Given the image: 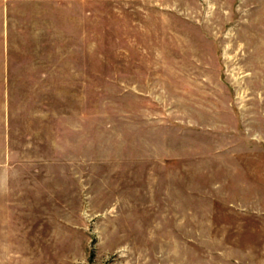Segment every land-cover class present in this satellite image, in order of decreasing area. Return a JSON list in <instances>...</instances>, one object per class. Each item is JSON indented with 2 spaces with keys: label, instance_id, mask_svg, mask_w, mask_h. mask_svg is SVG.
<instances>
[{
  "label": "rangeland",
  "instance_id": "rangeland-1",
  "mask_svg": "<svg viewBox=\"0 0 264 264\" xmlns=\"http://www.w3.org/2000/svg\"><path fill=\"white\" fill-rule=\"evenodd\" d=\"M0 264H264V0H0Z\"/></svg>",
  "mask_w": 264,
  "mask_h": 264
}]
</instances>
